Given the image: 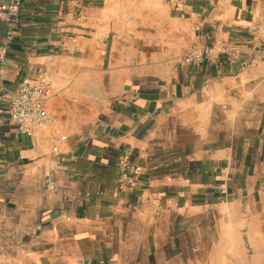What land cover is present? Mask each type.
Instances as JSON below:
<instances>
[{
    "label": "crops",
    "instance_id": "1",
    "mask_svg": "<svg viewBox=\"0 0 264 264\" xmlns=\"http://www.w3.org/2000/svg\"><path fill=\"white\" fill-rule=\"evenodd\" d=\"M14 3L0 106L44 81L52 121L0 114V264H264V0ZM224 43L239 61H182Z\"/></svg>",
    "mask_w": 264,
    "mask_h": 264
},
{
    "label": "built area",
    "instance_id": "2",
    "mask_svg": "<svg viewBox=\"0 0 264 264\" xmlns=\"http://www.w3.org/2000/svg\"><path fill=\"white\" fill-rule=\"evenodd\" d=\"M2 1L0 0V3ZM14 2V4L8 6L10 12L18 10L20 0H14ZM149 49V46H143L141 51ZM243 51V47L233 43L213 44L188 50L184 54L182 61L186 64H198L205 61L215 63L220 60L232 63L241 59L244 54ZM256 51L258 56L264 54V47L257 48ZM2 87L3 85L0 81V91ZM49 92L50 86L48 83L25 79L20 83L18 91L11 97L6 107L0 106V114H7L12 122L19 127L21 133L31 135L36 128L48 125L52 121V117L44 103V99L49 96ZM119 170L118 183L122 188L139 184L142 167L132 162L127 155L121 159ZM238 181L241 182L242 180L239 179Z\"/></svg>",
    "mask_w": 264,
    "mask_h": 264
},
{
    "label": "trees",
    "instance_id": "3",
    "mask_svg": "<svg viewBox=\"0 0 264 264\" xmlns=\"http://www.w3.org/2000/svg\"><path fill=\"white\" fill-rule=\"evenodd\" d=\"M21 3H22V0L19 2V4H18V11H19V8L21 7ZM14 18V17H13ZM234 44V43H233ZM235 45H237V44H235ZM239 46H241V44H238ZM19 88V87H18Z\"/></svg>",
    "mask_w": 264,
    "mask_h": 264
}]
</instances>
